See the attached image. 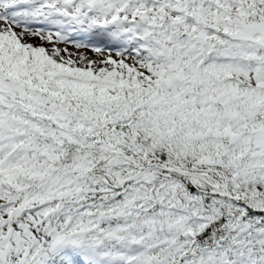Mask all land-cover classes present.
I'll return each mask as SVG.
<instances>
[{"label": "snow or ice", "instance_id": "6c2138e0", "mask_svg": "<svg viewBox=\"0 0 264 264\" xmlns=\"http://www.w3.org/2000/svg\"><path fill=\"white\" fill-rule=\"evenodd\" d=\"M0 264H264V0H0Z\"/></svg>", "mask_w": 264, "mask_h": 264}]
</instances>
